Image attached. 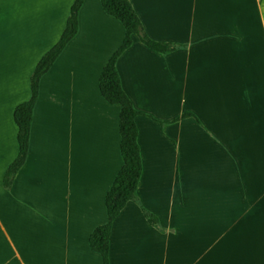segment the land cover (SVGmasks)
Masks as SVG:
<instances>
[{
	"label": "crops",
	"instance_id": "crops-1",
	"mask_svg": "<svg viewBox=\"0 0 264 264\" xmlns=\"http://www.w3.org/2000/svg\"><path fill=\"white\" fill-rule=\"evenodd\" d=\"M161 56L132 37L116 63L142 160L112 225L110 264H264V0H129ZM74 0H0V264H102L88 246L122 165L120 108L98 89L124 29L84 0L78 32L41 78L24 165L15 107ZM184 113L187 117L172 122ZM162 122V124L160 123Z\"/></svg>",
	"mask_w": 264,
	"mask_h": 264
},
{
	"label": "trees",
	"instance_id": "trees-1",
	"mask_svg": "<svg viewBox=\"0 0 264 264\" xmlns=\"http://www.w3.org/2000/svg\"><path fill=\"white\" fill-rule=\"evenodd\" d=\"M83 2L84 0H74L60 38L41 56L30 74L28 99L18 104L14 109L13 120L17 128V155L4 173L2 180L4 189L10 188L16 174L26 161L32 116L38 100L40 80L50 70L68 43L76 36L78 32V13ZM99 2L104 13L117 20L124 29L121 44L103 67L98 80L99 93L104 101L120 108L118 132L122 165L104 198L106 220L104 224L96 227L88 238L90 250L100 256L102 264H110L109 248L112 225L127 203H137L147 223L156 229L160 227L158 218L149 213L138 202L137 190L142 174V160L137 141L138 129L135 119L143 114L134 108L132 102L124 93L116 63L120 56L132 46V37H136L142 45L161 56H167L183 49L185 45L158 42L149 38L129 0H99ZM187 117H192V115L184 113L172 122H178ZM160 123L162 124V122Z\"/></svg>",
	"mask_w": 264,
	"mask_h": 264
}]
</instances>
